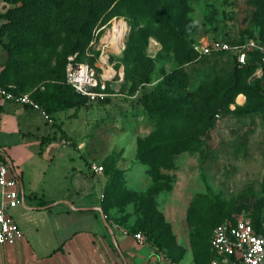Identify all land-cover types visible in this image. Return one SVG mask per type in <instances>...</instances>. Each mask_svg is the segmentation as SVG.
<instances>
[{"label":"rangeland","instance_id":"1","mask_svg":"<svg viewBox=\"0 0 264 264\" xmlns=\"http://www.w3.org/2000/svg\"><path fill=\"white\" fill-rule=\"evenodd\" d=\"M126 1L128 5L110 4L91 30L96 25L105 24L113 16H124L127 21L124 45L137 46L140 59L130 61V55L125 56L122 51L111 56L112 61L122 62L124 81L110 86L106 90L110 95L104 100H83L66 113L52 114L58 124L54 125L56 129L53 131L56 138L50 142L58 149L65 148V152L72 151L73 154H69L73 165L76 163L82 170H85L83 158L92 155L90 159L101 164L104 173L112 175L119 171L122 180L131 178L120 188L138 193L146 188L145 166L136 158L137 143L156 130L161 122L143 107L139 96L152 91L162 102L171 100L176 108H171L167 114L171 110L176 112L180 118L176 128L185 131L174 133L170 138L174 142L175 136L191 137V141L187 145L189 151L171 156L173 168L165 171L171 176L170 189L153 199L155 209L162 217L164 209L176 216L177 211H182L179 217L182 229L178 235L170 227L169 232L162 233L160 248L174 264H204L207 252L203 243L214 224L235 218H264V67L259 66L250 74L239 72L225 54L196 60L192 55L187 61H182L172 50L163 49L162 38L167 44L171 43L164 32L151 28L152 34L144 39L142 34L152 20L146 17L150 15L147 8L162 10L169 29L175 27L181 41L189 49L212 38L238 40L249 35L264 38V0ZM85 3V0H58L59 7L54 12L56 20L48 26V32L55 41L50 47L44 42V47L38 52L24 48L29 47L27 38H21V31H17L13 24L3 30L2 42L13 52L19 51L16 57L20 58V63H15L14 53L11 55L10 61L16 64L17 77L9 82L24 88L42 82L45 84L44 92L51 89L52 81L62 73L57 61L62 60L68 42L84 17ZM5 4L6 9L18 5V2ZM21 42L23 45L18 47ZM6 49L0 45V69L8 58ZM142 65L149 68L148 81L144 83L139 81ZM163 72L172 74L174 83L159 85ZM250 81L256 83L263 99L257 111L243 113L236 106L254 103L256 99L252 91L249 89L247 94L238 93L234 97L231 92ZM240 95L241 102L238 101ZM202 99L207 105L201 110L202 119L196 126L185 129L194 122V110L189 107ZM210 106L212 112L206 110ZM166 119L162 123L167 124ZM39 124L44 126L42 122ZM61 139L69 145L62 147L59 143ZM76 144L79 151L74 150ZM142 146L146 148V145ZM80 153L83 157L79 156ZM54 159L58 175L68 160L57 156ZM52 166L47 168L48 172L52 171ZM53 183L56 186L59 184ZM91 185V192L98 198L99 188L94 179ZM182 185L186 186L184 192L188 200L185 213L181 209V200L171 196L173 188L179 192ZM65 186L73 189L74 183L68 178ZM44 192H47L46 186ZM197 195H202L203 199L195 202ZM125 200L122 198L114 202L109 214L145 236L139 224L142 216H139L137 207L140 204L136 195L129 201ZM191 200H194V206L191 220H188L187 210ZM205 229L206 232H203Z\"/></svg>","mask_w":264,"mask_h":264},{"label":"crops","instance_id":"2","mask_svg":"<svg viewBox=\"0 0 264 264\" xmlns=\"http://www.w3.org/2000/svg\"><path fill=\"white\" fill-rule=\"evenodd\" d=\"M4 4L0 0V13ZM241 99L242 95L238 101ZM72 108L48 114L52 122L47 123L37 110L28 106L0 103V156L17 175L21 200L8 213L22 232L21 239L0 247V264H174L149 241H136L132 236L136 230L130 225L112 220L111 215V219H105L103 213L104 219L101 218L97 208L102 212L105 178L103 172L93 174L88 170L89 162H95L90 159L92 155L83 158L85 170H82L76 163L73 165L72 151L65 152V148L58 149L50 142L56 138L53 131L58 124L52 114H63ZM59 143L62 147L69 145L62 139ZM73 147L79 151L77 144ZM55 156L68 160L58 175ZM79 156L83 157L81 153ZM50 165L53 169L48 172ZM68 178L74 183L73 189L65 186ZM92 179L99 188L98 198L91 192ZM130 179L123 178V182ZM144 180L146 188L149 179L145 169ZM181 188L177 192L174 187L171 196L181 200L185 213L186 186ZM161 212L170 230L178 235L182 211H177V216L166 209Z\"/></svg>","mask_w":264,"mask_h":264},{"label":"trees","instance_id":"3","mask_svg":"<svg viewBox=\"0 0 264 264\" xmlns=\"http://www.w3.org/2000/svg\"><path fill=\"white\" fill-rule=\"evenodd\" d=\"M4 3L13 5L18 2V5H14L11 7H7L0 13V19L2 22L0 24V45L4 48H7V56L6 62L3 67L0 69V85L7 87L13 86L9 90L15 92H25L30 89L34 90L31 93L32 98L41 105V107L48 113H54L57 111H61L67 109L69 107H77L81 104V101L86 100L85 97L76 94L71 86L64 82V64L66 60V56L68 54L76 53V60L86 61L88 63L93 62V57H88L84 55V48L86 47L91 34V28L94 22L98 19L100 14L110 5L113 4H124L128 5L126 0H85V14L83 19L78 24L75 29L72 39L68 42V47L63 53V57L61 61H57L58 66H60L62 73L61 76L57 79L53 80L51 83V89L44 92V86L42 82L30 88H24L19 84L14 82H9L13 80L12 78H16V61L20 63V58H17L16 55L19 51H15L12 48H8L6 44H4L1 40V34L5 28H8L12 24L17 28V31H21V38L26 37L28 41L29 47H24L25 49H35V52H38V49H42L44 47V42L47 43V46L50 47L54 41V36L48 32V26L55 22L56 16H54L55 10L59 7L58 0H2ZM129 8H132L129 6ZM137 9V7H133ZM147 10L150 12V15L146 17H151V21L147 27V31L143 33L144 39H146L149 35L152 34V30H157V32H164L167 36L166 39L170 40V44H167L162 38L163 49L172 50L177 56L180 57L182 61H187L194 55L195 60L196 52L193 48L187 49L186 45L183 44L180 38V34L177 32L176 28L172 27L169 29L167 18L164 17L162 10L153 9L148 7ZM116 17H123L126 24L127 21L122 15H116ZM134 24V23H133ZM151 28H154L151 30ZM245 38H258L264 41L263 37L260 36H244L239 38L238 40H232L227 38H215V39H224L229 42H242ZM18 47H21L23 44H17ZM167 47V48H166ZM14 53L15 63L10 61L11 55ZM123 55H130V61H137L140 59V49L137 46H127L122 50ZM132 53V54H129ZM220 54L227 55L233 67L236 71L246 72L248 74L252 73L255 68L262 66L264 67V61L260 60V56L258 53L253 52L248 57L244 64L238 66L235 62L233 56L224 53H213L211 55L201 56H217ZM32 57V56H31ZM199 57V58H201ZM119 64L123 67V81L125 77V70L122 62L120 60L115 64L118 66ZM141 73L139 81L141 83L148 81V73L149 68L145 65L141 67ZM174 83L173 76L170 73H164L161 78V82L159 85L163 83ZM110 86H106V90H108ZM252 91L254 98L256 99L254 103H249L242 106H236L239 111L243 113H250L258 110V105L262 101L261 94H259L256 83L254 81H250L248 83H243L241 87L234 89L231 94L232 97L237 95L238 93L247 94L248 90ZM231 97V98H232ZM206 99V98H205ZM202 99L198 100L196 104L190 106L191 110H194L193 123L187 126L185 129H189L198 124V120L202 119L201 110H203V106H207L205 104L206 100ZM104 100V99H103ZM87 101V100H86ZM139 101L151 114L152 117H157L161 119L160 124L156 128V130L152 131L144 140L138 141L137 143V156L138 161L145 166V174L149 179V185L145 190L140 191L138 193L126 191L122 187L123 180L122 176L119 175V171H115L112 175H108L106 172L103 174L105 178L104 187H103V195L101 201L102 213L105 215V219H111L109 210L114 202L118 200H122L125 198V201L131 200L133 196L136 195V200L139 202L138 205L139 216L141 218V227L145 232V239L149 241L156 250L161 251L166 258L171 263H174L171 258H169L160 248L159 238L162 233L169 232V225L164 221L162 215L155 209L153 199L156 195L161 192L168 191L170 189L171 176L165 173V171H171L173 168V163L171 161V156L176 155L179 152L189 151L187 149V145L191 141V137L186 139L181 136H175V141L170 138L174 133H178L180 131H185L184 129L176 128V125H179L180 118L176 112L171 110V113L167 114L168 110L171 108H176V106L172 103L171 100L167 102H162V100H158L154 92L150 91L146 94H142L139 96ZM231 102L230 100L228 101ZM212 105V103L210 104ZM208 112H212L213 108H206ZM165 115H168L167 117ZM167 118L168 122L162 123V120ZM176 135V134H175ZM182 139V140H181ZM143 145H146V148L143 149ZM199 199H203L202 195H197L195 198V202ZM194 202V200H193ZM192 200L190 201L189 208L187 210V219L191 220L190 216L192 215L191 210L194 206ZM144 204V206H143ZM141 206V207H140ZM258 220H251L253 225H257ZM112 220L117 222L116 218H112ZM139 222V221H138ZM219 223V222H217ZM216 223V224H217ZM214 224L212 228L216 225ZM211 228V229H212ZM157 229H159L157 231ZM205 229L203 232H206ZM211 231V230H210ZM209 236L206 241H204L203 246L207 252V258H209Z\"/></svg>","mask_w":264,"mask_h":264},{"label":"built area","instance_id":"4","mask_svg":"<svg viewBox=\"0 0 264 264\" xmlns=\"http://www.w3.org/2000/svg\"><path fill=\"white\" fill-rule=\"evenodd\" d=\"M121 20L125 24L120 37L112 40L105 38L113 23ZM126 22L123 17L113 16L105 24L96 25L91 30L90 39L84 48V55L93 57L90 64L76 60V53L68 54L64 64V82L73 91L87 101L105 99L110 95L106 86L123 81V67L112 61L111 56L119 54L124 48ZM105 30V31H104ZM116 48V49H114ZM196 58L224 52L233 56L238 66L244 64L247 57L256 52L264 61V41L258 38H245L242 42H229L224 39H209L193 46ZM13 86L0 85V103L12 102L37 110L47 123L52 119L48 113L31 96L33 89L25 92L11 91ZM65 143L64 140H62ZM88 170L100 174L103 166L89 162ZM16 173L9 168L7 160L0 156V247L22 238V232L13 221L8 210L17 206L21 200ZM117 227V225H115ZM123 232L125 230L121 229ZM138 242H144L145 236L139 231L132 234ZM210 257L205 264H259L264 260V218L253 225L249 218H235L217 223L210 231Z\"/></svg>","mask_w":264,"mask_h":264},{"label":"bare ground","instance_id":"5","mask_svg":"<svg viewBox=\"0 0 264 264\" xmlns=\"http://www.w3.org/2000/svg\"><path fill=\"white\" fill-rule=\"evenodd\" d=\"M125 28V24L119 20L116 23H113L112 29L110 31H108V33L106 34L105 38H109L110 40H112L114 37H120L122 34V30ZM116 49V48H114Z\"/></svg>","mask_w":264,"mask_h":264},{"label":"water","instance_id":"6","mask_svg":"<svg viewBox=\"0 0 264 264\" xmlns=\"http://www.w3.org/2000/svg\"><path fill=\"white\" fill-rule=\"evenodd\" d=\"M2 8L3 9L5 8V4H4V6ZM97 210L99 211L101 218L104 219V216H103L101 210L99 208H97ZM259 264H264V260L261 263H259Z\"/></svg>","mask_w":264,"mask_h":264}]
</instances>
